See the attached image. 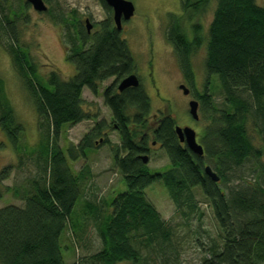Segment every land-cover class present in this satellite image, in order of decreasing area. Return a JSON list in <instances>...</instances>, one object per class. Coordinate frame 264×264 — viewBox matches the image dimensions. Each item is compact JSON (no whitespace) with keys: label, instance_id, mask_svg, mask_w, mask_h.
<instances>
[{"label":"trees","instance_id":"1","mask_svg":"<svg viewBox=\"0 0 264 264\" xmlns=\"http://www.w3.org/2000/svg\"><path fill=\"white\" fill-rule=\"evenodd\" d=\"M15 1L16 6L9 5V0H0V33L8 40L6 51L39 126L50 131L52 140L56 141L64 125L90 119L82 107L83 90L96 94L101 83L114 78L102 97L111 111L112 128L120 137L112 159L125 191L110 198L106 203L108 212L102 211L84 198L88 170L75 174L70 167L85 159L98 144L107 143L102 138L103 122L64 152L55 144L46 145L45 166L41 169L46 177L32 182L33 193L24 199L23 207L0 208V264H69L63 260L61 236L67 228L75 231L81 226L75 220L81 201L83 213L93 218L102 245L87 264H147V260L157 257H167L163 264H177V254L162 252L169 242L170 227L145 198V190L158 182L186 222L192 216L201 217L193 190H200L210 207L220 243L206 250L200 264H264V7L255 0H216L206 43L200 25L192 24V19L211 0H182L180 12L184 16L168 17L166 39L186 80L192 75L190 56L206 46L205 85L197 100L208 122L200 138L203 155L197 157L178 141L171 116L162 115L150 134L141 133L140 129L147 126L149 99L140 86L120 93L116 90L117 83L133 74L134 61L109 17L90 34L75 25L74 35L67 41L70 47L65 50V59L74 65L75 74L64 80L50 72L44 85L28 54L19 46L18 25L27 24L29 5L23 0ZM99 1L109 13L104 0ZM184 17L191 23V38L184 31ZM212 77L217 78L223 96L222 108L214 106L209 94ZM0 132L16 152L23 127L2 98L1 88ZM148 141L150 146L158 144L164 151L169 161L166 170L151 172L142 163L139 157L148 152ZM205 166L219 177L217 183L204 174ZM243 170L254 179L245 180ZM10 171L11 167L1 171L0 182L7 179ZM229 180L239 184L225 193ZM6 191L0 183V200Z\"/></svg>","mask_w":264,"mask_h":264},{"label":"rangeland","instance_id":"2","mask_svg":"<svg viewBox=\"0 0 264 264\" xmlns=\"http://www.w3.org/2000/svg\"><path fill=\"white\" fill-rule=\"evenodd\" d=\"M24 1V0H23ZM135 8L133 17L122 24L120 37L130 51L134 61V72L139 79L140 87L147 95L150 103V112L147 126L140 129L141 133L150 134V130L163 115L171 116L175 126L191 128L196 134V141L200 145V138L207 126L206 113L198 110V120H193L188 114V102L201 95L205 85L203 64L206 57V46H201L189 58L191 64V77L184 78L177 56L171 44L166 39L169 24V15L181 16L180 2L182 0H127ZM195 0H191L194 2ZM9 5L15 0H9ZM47 7L45 13L35 12L27 7V24H19V46L26 52L31 63L36 68L37 75L43 84H46L50 72H56L62 79L68 80L75 74L74 65L65 59V50L70 47L69 37L74 35V27L79 24L84 29V21L88 20L92 26L91 32L99 29V23L108 17L112 22V12L104 9L99 0H43ZM256 4L264 7V0H255ZM216 0H211L207 8L192 19V24L198 23L204 38L207 40V31L213 17ZM185 19V20H184ZM182 25L188 38H191V23L184 17ZM8 40L0 33V88L2 98L12 110L15 120L23 127L18 150L15 152L6 138L0 132V173L6 167H11L7 179L0 182L7 188L0 200V208L6 206L23 207L25 198L32 195V182L40 177H46L44 170L45 159L43 148L55 144L63 152L69 146L77 145L83 136L94 125L103 122V140L97 149L89 151L85 159L71 163L73 173L87 169L89 178L84 182L85 200L96 203L102 211L108 212L106 203L111 197L125 191L121 176L113 165V150L120 146L118 131L112 128V115L104 104L102 92L109 87L114 78H110L98 86L97 93L88 89L82 92L83 110L90 116L89 120L76 125H64L56 141L52 140L50 131L39 126V120L34 112L33 105L25 92L15 65L6 51ZM209 94L216 108H222L223 96L216 77L210 80ZM118 84V83H117ZM179 85L188 91L184 96ZM3 100V99H2ZM111 126V127H110ZM138 129V131H139ZM147 168L151 172H162L168 168L169 161L158 144L150 146L148 152ZM245 180H253L254 176L243 170ZM253 182V181H251ZM239 181L229 180L228 189L238 186ZM224 188V186H219ZM194 199L200 219L192 216L188 222L181 218L170 201L165 188L161 183H154L145 190V198L153 205L161 219L170 227V238L163 249V253L177 254V264H200L206 257V250L220 243L218 225L213 217L210 207L195 189ZM75 220L81 226L72 231L67 228L61 236V252L65 263L87 264L90 256L102 248L93 225V218L83 213V202H79L75 211ZM78 228V227H77ZM214 242V243H213ZM158 249V247H154ZM157 252V251H156ZM145 252H142L144 256ZM164 258L147 260V264H163ZM118 264H131L121 262Z\"/></svg>","mask_w":264,"mask_h":264},{"label":"water","instance_id":"3","mask_svg":"<svg viewBox=\"0 0 264 264\" xmlns=\"http://www.w3.org/2000/svg\"><path fill=\"white\" fill-rule=\"evenodd\" d=\"M35 12L45 13L47 7L44 4L43 0H24ZM105 5L112 12V22L115 29L120 32L122 28V23L128 22L134 15V5L127 0H104ZM85 30L87 34L90 33L91 25L88 20L84 21ZM139 86V80L136 75L131 74L122 79L117 85V91L120 93L128 88H137ZM179 89L182 90L183 95H188L189 91L183 86L180 85ZM188 114L193 120H198V103L195 100L188 102ZM175 134L178 141L181 144H184L186 148L195 156L201 157L203 155V148L196 141L195 132L188 127L180 128L175 126ZM154 144V143H153ZM143 164H147L148 157L140 156L139 157ZM204 174L214 183H217L219 177L210 169L209 166L203 168Z\"/></svg>","mask_w":264,"mask_h":264},{"label":"flooded vegetation","instance_id":"4","mask_svg":"<svg viewBox=\"0 0 264 264\" xmlns=\"http://www.w3.org/2000/svg\"><path fill=\"white\" fill-rule=\"evenodd\" d=\"M85 20H87V19H85ZM123 24V23H122ZM84 28H85V23H84ZM115 28V27H114ZM91 29H92V26H91ZM91 29H90V32H91ZM121 30H122V28H121ZM86 31V30H85ZM121 32V31H120ZM119 32V33H120ZM87 33V32H86ZM90 34V33H89ZM135 75V74H134ZM137 77V76H136ZM138 79V78H137ZM139 80V79H138ZM118 85V84H117ZM117 85H116V90H117ZM139 86H140V82H139ZM180 86V85H179ZM178 86V87H179ZM118 92V91H117ZM185 96V95H184ZM186 97H187V95H186ZM193 100V99H192ZM197 103H198V110H199V108H200V103H199V101L197 100V99H194ZM191 101V100H190ZM155 144V143H154ZM154 144L152 143V146H154Z\"/></svg>","mask_w":264,"mask_h":264}]
</instances>
